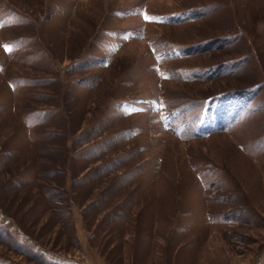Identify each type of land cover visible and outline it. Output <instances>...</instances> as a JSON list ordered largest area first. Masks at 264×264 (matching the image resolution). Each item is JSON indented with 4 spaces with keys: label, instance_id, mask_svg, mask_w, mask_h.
<instances>
[{
    "label": "rangeland",
    "instance_id": "rangeland-1",
    "mask_svg": "<svg viewBox=\"0 0 264 264\" xmlns=\"http://www.w3.org/2000/svg\"><path fill=\"white\" fill-rule=\"evenodd\" d=\"M0 264H264V0H0Z\"/></svg>",
    "mask_w": 264,
    "mask_h": 264
},
{
    "label": "bare ground",
    "instance_id": "bare-ground-1",
    "mask_svg": "<svg viewBox=\"0 0 264 264\" xmlns=\"http://www.w3.org/2000/svg\"><path fill=\"white\" fill-rule=\"evenodd\" d=\"M83 1V0H82ZM86 1V0H84ZM121 1H125V0H121ZM141 1V0H140ZM164 1H168V0H153V2H164ZM141 4V2H139L137 5ZM138 7V6H137ZM135 8V7H134ZM141 11V10H140ZM140 11H139V14H140ZM138 14V11L137 13L134 12L130 17H129V20L128 22H131L132 23V26L129 30L121 33L122 35H119L120 36V39H119V42L120 43H125L126 40H129L130 42V47H131V51L135 52L136 50H141V45L139 46L138 45V42H137V34H138V30H139V26H141V23L139 21V15ZM147 60H142L140 63H141V66L143 67V69H146L148 66V64L146 63ZM141 69V68H140ZM146 77H147V80H151V76H152V72L150 71H147V73L145 74ZM145 81V80H144ZM150 82V81H149Z\"/></svg>",
    "mask_w": 264,
    "mask_h": 264
},
{
    "label": "snow or ice",
    "instance_id": "snow-or-ice-1",
    "mask_svg": "<svg viewBox=\"0 0 264 264\" xmlns=\"http://www.w3.org/2000/svg\"><path fill=\"white\" fill-rule=\"evenodd\" d=\"M7 51H11V49L8 46H5Z\"/></svg>",
    "mask_w": 264,
    "mask_h": 264
}]
</instances>
